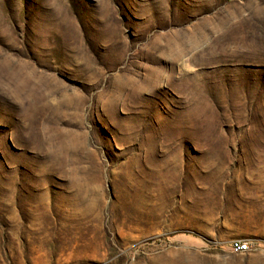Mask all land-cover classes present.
I'll return each mask as SVG.
<instances>
[{"label":"rangeland","instance_id":"1","mask_svg":"<svg viewBox=\"0 0 264 264\" xmlns=\"http://www.w3.org/2000/svg\"><path fill=\"white\" fill-rule=\"evenodd\" d=\"M0 264H264V0H0Z\"/></svg>","mask_w":264,"mask_h":264},{"label":"built area","instance_id":"2","mask_svg":"<svg viewBox=\"0 0 264 264\" xmlns=\"http://www.w3.org/2000/svg\"><path fill=\"white\" fill-rule=\"evenodd\" d=\"M249 245L248 244H239V241L238 242H234L232 244V250L233 251H242V252H245V251H249Z\"/></svg>","mask_w":264,"mask_h":264},{"label":"bare ground","instance_id":"3","mask_svg":"<svg viewBox=\"0 0 264 264\" xmlns=\"http://www.w3.org/2000/svg\"><path fill=\"white\" fill-rule=\"evenodd\" d=\"M239 244H246V243L239 242ZM237 252L244 253V252H242V251H237ZM245 252H246V251H245Z\"/></svg>","mask_w":264,"mask_h":264}]
</instances>
